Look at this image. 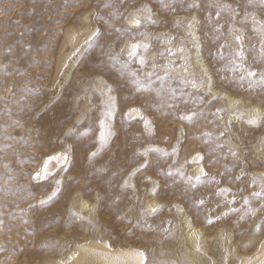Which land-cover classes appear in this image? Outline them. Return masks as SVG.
I'll return each instance as SVG.
<instances>
[{
    "label": "rangeland",
    "instance_id": "374dc122",
    "mask_svg": "<svg viewBox=\"0 0 264 264\" xmlns=\"http://www.w3.org/2000/svg\"><path fill=\"white\" fill-rule=\"evenodd\" d=\"M220 3L230 4L239 14L234 23L244 31L247 65L264 70L251 19L254 15L264 20V8L248 0H0V264H54L74 244L92 239L105 240L112 249L144 251L149 264H196L185 243V222L199 230L202 264H236L255 252L264 239V200L252 197L264 182V123H245L243 111L256 107L264 113V91L234 79L226 60L219 59V52L227 57L230 51L219 45L233 44L228 36L233 21L226 12L219 21L223 36L214 39L208 17L215 20L213 5ZM192 4L199 6L189 7ZM144 6L151 9L153 23L116 31L130 28L125 17ZM193 18L199 21L193 23L200 38L199 56L188 35ZM96 29L100 38L89 47L85 41ZM71 35L77 39L64 56ZM129 42L149 44L145 68L132 63L121 71L119 63L109 60V54L125 60L120 49ZM180 46L183 54L168 56L166 49ZM170 61L176 71H171ZM201 64L211 76V92L207 85L197 91L180 83L182 77L199 81ZM165 66L171 78L162 85L157 76L165 75ZM129 71L145 82V73L153 72L152 90L136 91ZM105 84L117 97L115 135L89 160L97 148L103 99L93 89ZM169 87L176 89V99L169 103L178 107L163 103L171 95ZM158 89H163L159 96ZM131 108H139L151 121L148 129L138 118H124ZM192 112L200 113L192 123L179 119ZM204 133L211 134L209 143ZM217 138L223 147H216ZM149 146L168 153L176 147L178 152L149 153L148 166L130 176L145 161L136 153ZM69 147L66 172L56 168L54 177L32 180L42 158ZM197 153L205 157L203 162L185 163ZM195 166L203 167L214 181L205 178L192 188L181 177L167 175L169 169H181L194 181ZM56 179L62 181L61 191L40 206ZM125 179L134 188L122 190ZM218 188H228L229 194L215 195ZM243 197H249L255 215L247 212ZM233 198L234 204H226ZM81 201L89 206L81 207ZM151 203L160 210L148 215ZM257 224L260 231L255 230Z\"/></svg>",
    "mask_w": 264,
    "mask_h": 264
},
{
    "label": "snow or ice",
    "instance_id": "6c2138e0",
    "mask_svg": "<svg viewBox=\"0 0 264 264\" xmlns=\"http://www.w3.org/2000/svg\"><path fill=\"white\" fill-rule=\"evenodd\" d=\"M249 5H252L253 3H258L261 8H264V0H248ZM108 5L106 4L105 7ZM199 5L197 4H192L189 5V7H198ZM216 8V18L213 20L211 14H209V23L212 25V31L215 34L214 39H220L221 36H223V28L224 25L221 24L220 18L223 13H227L228 17L230 20L233 21V23H230L228 25V36L232 38L233 44H220L219 47L220 49H225L228 48L230 49L228 56L226 57L223 52H219V59L221 60H226V70L233 73V78L239 80L240 82H243L245 80L248 81V86L249 88L253 87H259L262 91H264V70L261 71H256L253 70L250 66L247 65V58L245 55V36H244V31L242 28L236 27L234 21L236 20L237 16L239 15L238 12L231 7L230 4H216L213 5ZM151 9H149L147 6L142 7L141 9H138L136 13H131L129 14L128 17H125V19L128 21V24L131 26L128 29H120L117 28V32L121 31H131L132 28H140L142 25L147 24V23H153V19L151 16ZM252 23L255 26L253 28V31L257 34L258 36V44H259V59L261 61H264V20H257L256 17L253 15L252 16ZM193 23H199V21H196L195 18H193V22L189 23L188 25V35L190 38V41L193 45V47L196 49L197 55L199 56V53L201 51V44L199 42L200 38L195 34L197 29L193 27ZM143 35H146L143 34ZM100 38V29L94 30L91 35L87 38L85 41L86 44L91 46V44ZM171 43V40L168 41ZM149 44L144 43V42H129L126 47H122L120 49V53L126 55L125 60L120 59L119 54L115 55H108V58L110 61L113 63H119L121 67V71H124L129 68V65L132 63L138 64L141 69L145 68L147 66V58L145 56V53L148 52L149 50ZM79 51V50H78ZM167 54L169 57L175 55V52H179L183 54L185 52V48L183 46L178 47L175 51L169 47L166 49ZM164 53H160V55H163ZM181 59H184L187 61V57L181 56ZM255 59V58H254ZM171 67V71H176V67L174 65V62H169ZM152 67L155 69L157 65L155 63L152 64ZM169 66H165V75L164 76H157V79L161 82L163 85L164 81L166 78L170 79V71L168 70ZM187 66L185 65L183 67V71L186 73L187 72ZM201 72L203 73L202 78L197 81L195 78L188 79L186 77H182L180 79V83L183 85H190L191 88L200 91L205 85H207L209 92H211V89L213 87V82L211 79V76L208 75V70L206 67H204L201 64ZM128 75L132 78L131 83L135 85V89L138 92H149L152 90L151 85L153 83L152 81V76L154 75L153 72H146L145 73V80H142L139 78L137 72L134 71H129ZM163 91V89H158L157 90V95H160V92ZM93 92H98L103 99L101 100V114L100 118L98 121V126H99V131H98V136L96 138V144L97 148L95 151H93L88 159L91 160L95 156L99 154V152L103 151L104 148L109 144L111 138L115 135L114 132L112 131V122L117 114L118 108H117V97L112 95L113 89L110 85L105 84L102 88H94ZM168 92L171 94L168 99L164 100L163 103L168 107V108H175L178 107V105L174 103H169V100H175L176 99V89L175 88H168ZM183 94V90H181ZM213 99H216L217 97L213 96ZM186 102V101H185ZM221 111L220 109H217V112ZM200 113L192 112L190 115H180L179 119L181 121H187L189 123L193 122V119L198 117ZM131 117V119H139L140 121L143 122L144 127L146 129L149 128V125L151 124V121H149L146 117H144L139 108H131L129 109L128 112L124 114V118L127 119ZM237 119H242V116H238ZM13 124H19L18 120L12 121ZM245 123L256 126L260 123H264V113H261L259 110H257L251 117H249ZM68 133H66L67 135ZM224 133H220V136H223ZM205 137V143H209L211 141V134L210 133H204ZM7 139H15V137H5ZM216 147L221 148L223 145H221L218 142L217 138V143ZM72 149L71 147L66 148L63 152L61 153H56L54 155H46L42 166L39 167V169L32 175V180L40 182V181H45L49 177H54L58 173L53 172V168H59L61 171L66 172L68 170V165L71 161V153ZM178 152V149L176 147L173 148L172 153L165 152L163 149L158 148V147H146L142 151L137 152V156H143L145 157V161L143 164H141L138 168H136L133 172H131L129 175L130 176H135L137 173H139L142 169H145L148 166L149 161L147 160V157L149 153H160L163 156H168L172 155L175 156ZM230 153L233 157H235L237 154L234 151H231ZM205 157L203 155H200L197 153L194 157H192L190 160H186L185 163L188 164H200L203 162ZM211 163V162H210ZM167 175L169 177H172L173 175L179 176L182 179H184L192 188H196L197 185L204 183L205 178H207V173L204 171V168L201 167L199 170V174L195 176L194 181L192 177H185L183 171L181 169H169L167 172ZM25 176H27V173H25ZM240 177H236V179H239ZM208 182L214 181V177L212 178H207ZM256 177H253V184L256 182ZM149 182H151L149 180ZM55 183V188L51 192L50 195H47L46 198L41 199L39 201L40 206L46 205L49 201L53 200L57 193L61 191V184L62 181L59 179H56L54 181ZM218 184L219 182L216 181ZM120 188L122 190L124 189H129V188H134L133 185H130L128 180L125 179L124 182L120 185ZM229 189L228 188H218L215 195L217 196H223L226 197L229 194ZM153 192H155V189H153ZM31 195V193H29ZM252 197L264 200V182L260 184V189L259 191H255L252 193ZM243 204L247 207V212L251 213L252 215H255L256 210L252 209L250 207V199L249 197H243ZM199 204H203L204 201L200 200L198 202ZM235 203V199L233 198L232 200H226V204L231 205ZM29 207H34L30 205ZM261 208H264V204L261 205ZM159 206L157 207H152L150 211L147 213L148 215H153L156 212H158ZM229 211L235 212V208H229ZM73 215H77L76 213H73ZM227 215V213H225ZM243 218V217H241ZM82 219V218H81ZM218 219V217H217ZM27 222V221H25ZM2 223V221H0ZM209 223H211V220H209ZM256 231L261 230V225L257 224L255 226ZM262 249H264V244L261 245ZM126 255L128 256H134L138 258L139 264H149L148 257L146 256V253L144 251H137L134 253H127ZM249 264H251V261H249ZM261 264H264V261H261Z\"/></svg>",
    "mask_w": 264,
    "mask_h": 264
},
{
    "label": "bare ground",
    "instance_id": "6f19581e",
    "mask_svg": "<svg viewBox=\"0 0 264 264\" xmlns=\"http://www.w3.org/2000/svg\"><path fill=\"white\" fill-rule=\"evenodd\" d=\"M84 24L88 23V20L83 18ZM88 27V26H87ZM77 39L76 35H71L68 37V45L64 48V56L67 54L68 50H71L72 43ZM81 42V40H79ZM230 104H235V100L228 99ZM257 110L261 113L262 111L256 107H250L243 111V116L247 120L251 117ZM53 153L51 155H54ZM45 157L40 161V166H42ZM200 166H195L191 171L192 174L198 175ZM56 168H53V172ZM81 207H88V203L81 201ZM154 203L150 204V207H154ZM184 238L186 246L189 249L190 257H192L198 264H202L205 261V257L198 253L199 241L198 235L199 230L190 222H185L183 224ZM264 244V239L261 241L259 247L255 252L242 258L236 264H261L264 261V249L261 245ZM141 251L137 248L126 247V248H114L112 249L108 242L105 240L92 239L81 244H74L70 251L65 255L63 259H58L54 264H139L138 258L134 256H128L127 253H134ZM196 263V264H197Z\"/></svg>",
    "mask_w": 264,
    "mask_h": 264
}]
</instances>
